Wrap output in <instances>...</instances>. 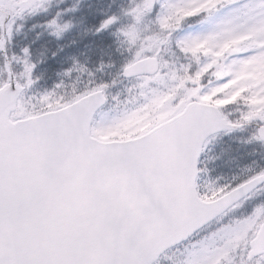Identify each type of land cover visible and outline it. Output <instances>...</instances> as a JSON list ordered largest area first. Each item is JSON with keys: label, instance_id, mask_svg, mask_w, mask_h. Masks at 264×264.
Wrapping results in <instances>:
<instances>
[{"label": "snow or ice", "instance_id": "snow-or-ice-1", "mask_svg": "<svg viewBox=\"0 0 264 264\" xmlns=\"http://www.w3.org/2000/svg\"><path fill=\"white\" fill-rule=\"evenodd\" d=\"M0 264H264V0H0Z\"/></svg>", "mask_w": 264, "mask_h": 264}]
</instances>
